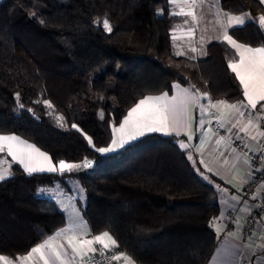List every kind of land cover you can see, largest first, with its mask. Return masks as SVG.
<instances>
[{
    "label": "trees",
    "instance_id": "1",
    "mask_svg": "<svg viewBox=\"0 0 264 264\" xmlns=\"http://www.w3.org/2000/svg\"><path fill=\"white\" fill-rule=\"evenodd\" d=\"M219 2L229 14L252 18L230 30L234 39L264 47L258 1ZM180 21L169 0H0V135L20 137L54 163L91 161L78 177L82 215L92 235L108 231L113 250L134 264H205L217 241L216 193L178 138L149 134L115 153L98 151L139 100L170 93L174 84L214 101L243 100L225 43L209 44L197 62L174 54L171 30ZM11 172L0 181V256L13 260L66 218L40 193L63 183L61 176L29 175L14 163Z\"/></svg>",
    "mask_w": 264,
    "mask_h": 264
},
{
    "label": "crops",
    "instance_id": "2",
    "mask_svg": "<svg viewBox=\"0 0 264 264\" xmlns=\"http://www.w3.org/2000/svg\"><path fill=\"white\" fill-rule=\"evenodd\" d=\"M256 1L260 3L264 10V3H261L260 0ZM171 7L173 14L181 19L171 30V44L174 54L183 53V55L176 56L184 57L191 61L194 60L195 62L201 61L207 55L206 49L209 44L213 42H223L234 52L235 57L231 62L237 63L240 61V52H242L243 49L230 45L223 39V35L225 32L230 35L229 32L231 29L242 27L250 22L252 20L250 14H229L221 8L219 0H197L195 5H191V0H189L187 4L184 3V0H177L175 4L171 3ZM181 7H183L185 12L193 11L196 19L193 20L190 16L177 14L180 12ZM228 16L243 17L245 18V23L229 26ZM185 20H187L188 23H185ZM262 27L264 28V26ZM189 29L192 30L191 34H189ZM231 38L237 45L260 48L244 45L236 41L232 36ZM193 48H195L196 51H191ZM229 70L241 87L243 100L234 103L225 101V105H218L216 107L224 127V138L211 133L207 125V107L210 102L216 103L217 101L212 100L208 93L189 89L192 94L200 97L199 100L196 102L188 101L180 105L179 101L183 98L181 90L188 88L174 84L179 87L175 88L172 86L171 92L167 93V100L171 101L173 97L177 98L176 103L181 110L180 119L183 121V126L179 128V134L175 132L165 134L162 132L145 131L142 135L135 136L132 139H128L125 136L123 137L125 142L122 146L116 147L112 151L99 153L101 155L115 153L137 139L149 134L178 138V146L185 153L195 173L200 179L212 186L216 193L219 213L212 221L211 226L217 236V241L205 264H264V215L258 219L252 236L245 246L240 244L236 239L241 233L245 220L255 210L257 202L254 200H241L242 190L251 176V167L247 158L230 144L232 142L239 144L251 153L264 156V135L259 134L264 132V101L258 102L255 109L251 108L243 95V86L237 79L236 74L230 68ZM204 94H207V96ZM237 103H242L246 106L240 109V112H243L244 115H240L235 109H229L226 106ZM124 118L119 125L112 127L111 141L104 148L112 146L113 139L116 140L117 144L120 143L122 133L117 130L120 128ZM250 119L252 120V124H249ZM245 125H248V127L246 130L241 131L242 128H245ZM253 125H255V127H253ZM182 144L184 145L183 147L181 146ZM13 163L24 170L21 164L13 161L7 151L0 152V169L7 168L11 170V164ZM52 163L58 167L59 162L54 163L52 161ZM80 170H82V167L63 173L59 170L54 173L47 171L35 173L55 174L61 176V181L65 182L70 179L69 177H73L70 176L72 173ZM8 178L9 177L5 179ZM67 183L70 185V180ZM70 192L73 193L71 190ZM70 192H68L60 182L52 187L43 188L40 191L42 196L52 199L59 206L66 218L65 226L46 239L45 242L50 243L53 248L62 254L61 259L63 260V264H82L92 252H89L85 257L77 256L72 252L68 240L70 238L77 241L81 239L86 240L96 235L91 234L88 223L82 215L80 209L81 200L79 198L73 199ZM230 210L238 211L237 221L231 226V235L220 236L226 221V213ZM85 233H87V235H85ZM45 242L40 245H44ZM95 245L96 244H94L93 247H95ZM43 251L44 258L49 261V264H60V261H56L51 255V249L45 247ZM26 255L18 258H23ZM18 258L13 260L8 259V261L10 264H44V259L41 258L39 253L34 254L27 262ZM0 264H3V262H0ZM116 264H127V262L121 258L120 260H116Z\"/></svg>",
    "mask_w": 264,
    "mask_h": 264
},
{
    "label": "snow or ice",
    "instance_id": "3",
    "mask_svg": "<svg viewBox=\"0 0 264 264\" xmlns=\"http://www.w3.org/2000/svg\"><path fill=\"white\" fill-rule=\"evenodd\" d=\"M170 3H176L177 0H169ZM197 0H191V5H195ZM264 3V0H260ZM184 3H189V0H184ZM179 15H186L192 17L193 20L196 19L193 11L185 12L183 7H181ZM227 15V14H225ZM188 23L187 20L184 21ZM245 18L243 17H232L228 16V25H239L244 24ZM258 23L260 26H264V15L258 17ZM103 26L106 31L111 32V26L107 19L103 21ZM192 30L189 29V34ZM223 39L227 41L233 47L242 48L243 51L240 52V61L237 63L230 62L229 68L236 74L237 79L243 86V95L246 98L248 105L255 109L258 102L264 101V47L260 48H250L243 45H237L236 42L231 38L230 35L225 32ZM191 51H196L195 48ZM176 55H183V53H176ZM173 87L178 88V85H173ZM183 98L180 99V105L187 103L188 101L196 102L199 100V96L194 95L189 89H182ZM207 96V94H204ZM18 97V94H17ZM177 98L173 97L171 101L167 100V93L161 94L159 96H145L128 112L124 121L121 123L120 128L117 131L122 133V138L119 144L113 139L112 146L109 148H100L99 152L105 153L114 150L116 147L122 146L125 142L123 137L132 139L135 136L142 135L143 132H162L165 134H170L175 132L179 134V128L183 126V121L180 119V108L176 103ZM48 104L47 101H44ZM225 101H217L216 103L209 104L210 108H216L218 105H225ZM229 109H235L240 115H244L240 112V109L246 107L242 103L226 105ZM259 118V117H258ZM249 124H252V120H249ZM223 126V125H221ZM72 127H76L75 124ZM242 128L241 131L246 130ZM255 127V125H253ZM264 135V132L259 133ZM91 144L92 141L89 140ZM184 146L183 144L181 145ZM7 151L13 161L21 164L26 173L31 175L35 172H57L58 170L63 173L65 171H71L72 169L79 167H89L91 161H85L82 165L69 164L65 161H59L58 167L53 165L51 158L44 152H41L34 145L27 143L20 139L16 135H0V152ZM11 175V171L7 168L0 169V180H4ZM87 235V233H85ZM69 246L72 248V252L77 256L85 257L89 252L98 251L97 248L93 247L94 244L101 245L102 250H110L112 248L118 247L117 241L112 237L108 231H104L99 235L92 237L91 239H81V240H68ZM47 247L51 249V255L56 261H60L61 253L52 247L48 242L44 245H38L33 248L25 257L18 258L23 259L25 262L31 259L34 254L39 253L41 258L44 259V264H49V261L44 258V248ZM123 258L127 264H134V261L124 253L119 255H114L113 260H120ZM0 262L3 264H10L8 259L4 256H0Z\"/></svg>",
    "mask_w": 264,
    "mask_h": 264
},
{
    "label": "built area",
    "instance_id": "4",
    "mask_svg": "<svg viewBox=\"0 0 264 264\" xmlns=\"http://www.w3.org/2000/svg\"><path fill=\"white\" fill-rule=\"evenodd\" d=\"M207 125L211 133L224 138V127L219 113L215 108H207ZM232 147L240 151L248 160L251 167V176L242 190V201L254 200L256 203L255 210L247 217L241 229V233L236 237L237 241L245 246L252 236V232L257 225L258 219L264 215V156L249 152L246 148L236 143H230ZM238 211L230 210L226 213V221L221 230L220 236L231 235V226L237 221ZM98 249L84 260L82 264H116L113 260L114 255L120 253L110 249L102 250L101 245H95Z\"/></svg>",
    "mask_w": 264,
    "mask_h": 264
},
{
    "label": "rangeland",
    "instance_id": "5",
    "mask_svg": "<svg viewBox=\"0 0 264 264\" xmlns=\"http://www.w3.org/2000/svg\"><path fill=\"white\" fill-rule=\"evenodd\" d=\"M194 61V60H192ZM195 62V61H194ZM209 106V105H208ZM208 108V107H207ZM216 109V108H215ZM217 110V109H216ZM218 111V110H217ZM92 165V164H91ZM91 165L89 167H91ZM88 168V167H87ZM88 169H91V168H88ZM11 171V170H10ZM12 176V172H11V175ZM8 176V177H10ZM70 179V185L67 183L69 182V180L65 181L62 183V185L64 186V188L70 192V190L73 192L71 193L72 194V197L73 199L74 198H79L81 200V203L83 202L84 200V192L81 188V185H80V181H79V178L78 177H69ZM58 183V182H57Z\"/></svg>",
    "mask_w": 264,
    "mask_h": 264
},
{
    "label": "water",
    "instance_id": "6",
    "mask_svg": "<svg viewBox=\"0 0 264 264\" xmlns=\"http://www.w3.org/2000/svg\"><path fill=\"white\" fill-rule=\"evenodd\" d=\"M85 175H86V171L85 170H80V171L72 173L73 177H81V176H85Z\"/></svg>",
    "mask_w": 264,
    "mask_h": 264
}]
</instances>
